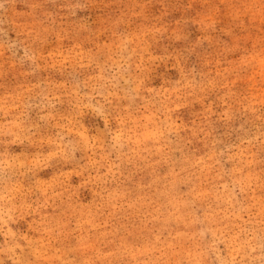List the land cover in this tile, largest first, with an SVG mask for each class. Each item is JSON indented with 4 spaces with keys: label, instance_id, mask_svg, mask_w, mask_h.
<instances>
[{
    "label": "rangeland",
    "instance_id": "374dc122",
    "mask_svg": "<svg viewBox=\"0 0 264 264\" xmlns=\"http://www.w3.org/2000/svg\"><path fill=\"white\" fill-rule=\"evenodd\" d=\"M0 264H264V0H0Z\"/></svg>",
    "mask_w": 264,
    "mask_h": 264
}]
</instances>
